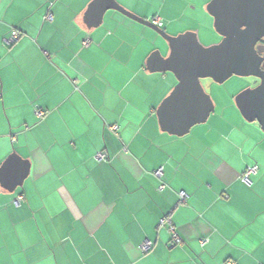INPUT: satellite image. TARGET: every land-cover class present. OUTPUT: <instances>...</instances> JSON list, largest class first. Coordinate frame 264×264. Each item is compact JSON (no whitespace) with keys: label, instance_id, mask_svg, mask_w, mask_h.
<instances>
[{"label":"crops","instance_id":"1","mask_svg":"<svg viewBox=\"0 0 264 264\" xmlns=\"http://www.w3.org/2000/svg\"><path fill=\"white\" fill-rule=\"evenodd\" d=\"M115 1L171 36L213 28L211 0ZM92 2L0 0V170L17 155V178L0 179V264H264L261 127L228 95L188 135L164 132L157 111L177 80L146 66L167 44L113 10L88 28ZM103 151L110 162L95 160ZM169 214L184 241L173 249Z\"/></svg>","mask_w":264,"mask_h":264},{"label":"water","instance_id":"2","mask_svg":"<svg viewBox=\"0 0 264 264\" xmlns=\"http://www.w3.org/2000/svg\"><path fill=\"white\" fill-rule=\"evenodd\" d=\"M111 10L151 28L169 48L167 56L161 49L155 50L146 66L149 72L171 73L177 80L157 111L164 132L184 137L194 127L207 123L215 105L202 80L211 79L221 85L234 76L260 81L257 86L237 94L235 105L246 121L257 122L264 132V57L261 56L264 53L261 49L264 0H211L206 11L213 18L214 30L221 40L209 47L201 44L196 32L171 36L152 22L128 12L115 0H93L88 9V28L99 27ZM16 157V154L11 155L3 164L1 180L16 177ZM28 175L29 168L22 172L19 184L12 189L22 187Z\"/></svg>","mask_w":264,"mask_h":264},{"label":"built area","instance_id":"3","mask_svg":"<svg viewBox=\"0 0 264 264\" xmlns=\"http://www.w3.org/2000/svg\"><path fill=\"white\" fill-rule=\"evenodd\" d=\"M46 20L52 21L53 17L52 15L48 14L46 16ZM153 24L157 25L158 27H162L163 23L157 19L155 21H153ZM22 38V34L19 33L18 31H12L10 36L8 38L5 39V44L8 47H12L14 46L16 43H18L20 41V39ZM91 45V40L86 39L83 41V46L84 47H89ZM77 85V82H75ZM37 118L39 120H44L45 117L47 116V112L42 110V109H38L36 112ZM114 129H118V127H114ZM95 160L98 162H110V156L108 155L107 152L103 151V152H99L96 154L95 156ZM259 171V168L257 165H253L250 166L243 175L240 176V180L246 184H250V178L252 175L257 174ZM155 175L159 178L162 179L163 177V168H159L156 172ZM166 188V184L162 183L159 187V191H163ZM23 196H19L16 200H15V204L17 206L20 205L21 201L23 200ZM189 199V196L187 193L185 192H180L179 193V197H178V202L176 204V207H180L183 205L187 204V201ZM159 228H165L167 229V231L169 232L170 236H171V240L170 243L168 245V247L170 249H173L175 247L181 246L184 244L183 239L181 238L180 234L177 231V228L175 226V224L173 223L172 220V216L166 215L163 216L160 221H159ZM208 243V239H204L201 241V246H205ZM154 247V244L150 241H146L145 243L142 244L141 246V250L144 254L149 253Z\"/></svg>","mask_w":264,"mask_h":264},{"label":"rangeland","instance_id":"4","mask_svg":"<svg viewBox=\"0 0 264 264\" xmlns=\"http://www.w3.org/2000/svg\"><path fill=\"white\" fill-rule=\"evenodd\" d=\"M212 21L214 23L213 19ZM183 33H179V34H183ZM196 33L198 34L201 44H203L205 47L215 45L219 43L221 40L220 36L215 32L214 27L208 30L206 33L203 32L200 33L196 32ZM202 84L206 92L212 97L216 109L219 104L224 103L225 97H227L228 95L236 96L241 91L253 86L254 81L252 78H242V77L234 76L221 85L216 84L211 80H203Z\"/></svg>","mask_w":264,"mask_h":264},{"label":"flooded vegetation","instance_id":"5","mask_svg":"<svg viewBox=\"0 0 264 264\" xmlns=\"http://www.w3.org/2000/svg\"><path fill=\"white\" fill-rule=\"evenodd\" d=\"M220 38H221V37H220ZM259 45H260V43H259ZM261 45H262L261 49H262V51L264 52V44H261ZM261 56L264 57V53H262ZM263 63H264V62H263ZM252 79H253V81H254V85L251 86V87L253 88V87L257 86V85L260 83V81H259L258 79H256V78H252ZM205 80H211V79H205ZM202 81H203V80H202ZM211 81H213V80H211ZM214 83H215V82H214Z\"/></svg>","mask_w":264,"mask_h":264},{"label":"snow or ice","instance_id":"6","mask_svg":"<svg viewBox=\"0 0 264 264\" xmlns=\"http://www.w3.org/2000/svg\"><path fill=\"white\" fill-rule=\"evenodd\" d=\"M172 101H171V99L169 100V103H171Z\"/></svg>","mask_w":264,"mask_h":264}]
</instances>
